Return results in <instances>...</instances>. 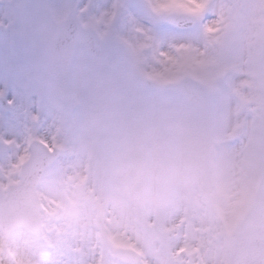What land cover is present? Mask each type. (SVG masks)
<instances>
[{"label": "rangeland", "instance_id": "rangeland-1", "mask_svg": "<svg viewBox=\"0 0 264 264\" xmlns=\"http://www.w3.org/2000/svg\"><path fill=\"white\" fill-rule=\"evenodd\" d=\"M147 3L198 22L166 36L132 22L101 34L115 46L105 63L83 46L68 72L56 59L49 66L39 85L47 122L31 139L60 144L63 154L38 189L42 229L0 230V264H134L118 256L120 246L141 251L142 264H228L264 166V0ZM231 65L241 106L226 142L216 101ZM187 75L210 89L205 115L165 86ZM31 139L0 147V187L17 182ZM231 151L222 187L217 171ZM181 247L188 250L178 256Z\"/></svg>", "mask_w": 264, "mask_h": 264}, {"label": "snow or ice", "instance_id": "snow-or-ice-1", "mask_svg": "<svg viewBox=\"0 0 264 264\" xmlns=\"http://www.w3.org/2000/svg\"><path fill=\"white\" fill-rule=\"evenodd\" d=\"M132 22L161 36L179 30L147 0H0V147L46 124L39 85L62 51L95 46Z\"/></svg>", "mask_w": 264, "mask_h": 264}, {"label": "water", "instance_id": "water-1", "mask_svg": "<svg viewBox=\"0 0 264 264\" xmlns=\"http://www.w3.org/2000/svg\"><path fill=\"white\" fill-rule=\"evenodd\" d=\"M177 19V24L191 25L195 23L194 18L186 15ZM177 16L166 18L171 22ZM188 20V22H182ZM100 46L105 49L96 51ZM94 56L103 59L108 51V46L97 36L95 46H87ZM74 49L62 51L57 59L64 68H67L73 57ZM189 86V89L187 88ZM181 88L184 90L188 100L193 106L206 111L208 105V92L200 84L186 79ZM192 88V89H191ZM194 89V90H193ZM31 156L22 166L21 180L18 184L11 186L8 193L0 188V226L4 233L26 225L31 230L37 231L42 226L41 208L42 203L38 195V184L44 169L61 155L60 146L54 150L39 139H34L30 145ZM120 256L124 260L141 262L138 252L121 248ZM230 264H264V172L260 178L258 194L249 212L244 218L238 230L237 237L232 243Z\"/></svg>", "mask_w": 264, "mask_h": 264}, {"label": "bare ground", "instance_id": "bare-ground-1", "mask_svg": "<svg viewBox=\"0 0 264 264\" xmlns=\"http://www.w3.org/2000/svg\"><path fill=\"white\" fill-rule=\"evenodd\" d=\"M231 66L232 67L228 68V74H229L230 78L221 84L220 94H219V97H217V101H216L218 103L217 106L219 107V112H218V116H217L218 117L217 121H218V126H219L218 129L221 130L222 140L225 139L226 142L227 141L228 142L233 141L231 138L232 133H230V131L233 129H236V126H233L232 123L230 125L229 122L231 120V122L234 123L235 119H236L235 121L238 120L237 109L240 108L239 106H241V102L239 100H237V102H235V96L238 92V85H239V81H240L239 78L237 77V74L239 72H237L236 65H231ZM222 125L225 127L223 130H222ZM235 140L237 141V137L234 139V142H236ZM231 153H232V151L227 152V154H225V156L222 155L221 159H223V160L220 162L221 170L217 171L216 179L219 183L222 184V187H224L226 182L229 180L228 171L230 169L232 162L236 161L234 158V155ZM254 159H256V155H254ZM121 221H122V219H121ZM86 236L89 237L90 233L89 232L86 233ZM21 243L24 244V246H25L24 250L26 251V253H29L30 245H29L28 241H23ZM90 244L92 245V241H90ZM62 248H63V246L60 247V249H62ZM9 249L5 248V250H7V251ZM11 249L14 252V249L13 248H11ZM67 249H69V244L66 246L65 250H67ZM185 252H186V250L181 251L182 254ZM16 255H15L16 260H20L21 258L17 259ZM26 255H28V254H26ZM91 258H92L91 256L86 255L87 261H89Z\"/></svg>", "mask_w": 264, "mask_h": 264}]
</instances>
